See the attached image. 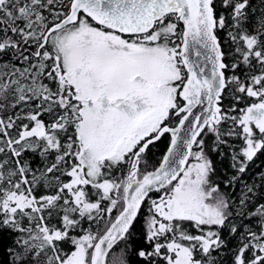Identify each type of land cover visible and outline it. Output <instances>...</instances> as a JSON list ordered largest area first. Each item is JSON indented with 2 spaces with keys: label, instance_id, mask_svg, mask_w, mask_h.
<instances>
[{
  "label": "snow or ice",
  "instance_id": "6c2138e0",
  "mask_svg": "<svg viewBox=\"0 0 264 264\" xmlns=\"http://www.w3.org/2000/svg\"><path fill=\"white\" fill-rule=\"evenodd\" d=\"M208 134L237 174L264 153L252 0H0V264H129L142 212L144 264H264V190L234 204Z\"/></svg>",
  "mask_w": 264,
  "mask_h": 264
},
{
  "label": "trees",
  "instance_id": "16d2710c",
  "mask_svg": "<svg viewBox=\"0 0 264 264\" xmlns=\"http://www.w3.org/2000/svg\"><path fill=\"white\" fill-rule=\"evenodd\" d=\"M252 6L259 11H264V7L261 6V0H252ZM221 37L226 41L225 50L229 51L235 46L231 44L230 41H227L225 33H220ZM229 101L225 100V105H228ZM244 105L241 104L240 107ZM239 129H237L238 131ZM205 139V151L208 153L210 159L213 161V165L216 168V174L213 176V181L216 184H221L222 191L232 200L234 204H238L239 198L244 191H246L244 185H255L258 189L264 190V176L261 174L264 173V153L258 154V157L248 165V170L243 174H237L235 170L231 167L232 164V155L234 152H238L243 146L241 138L237 137H225L227 144L220 145L218 151H209V146L214 145L215 137L212 134H208L204 137ZM169 138H162L161 141L156 142L155 146H151V151L147 156L149 170L153 166H158L162 156L166 153V150L169 146ZM196 150L195 147L193 149ZM27 158L33 164L34 167L38 169L43 168V161L37 154L28 153ZM189 163H195L193 159L190 158ZM231 177L233 175H239L238 181L233 184L231 187H226L222 184L224 176ZM41 191H48V189H41ZM154 197L156 193L152 194ZM147 213L142 212L141 216L138 219V222L134 228V239L127 251V259L129 264H144L142 258L137 257L136 250L139 248H148V245L144 241V229H145V219ZM55 223V221H54ZM247 223V221H245ZM87 227V225H85ZM83 234L81 232L73 233L76 238ZM61 247L64 251L74 250V246L69 244H62ZM123 248V245L117 247L110 253V259L113 255H118Z\"/></svg>",
  "mask_w": 264,
  "mask_h": 264
},
{
  "label": "water",
  "instance_id": "95a60500",
  "mask_svg": "<svg viewBox=\"0 0 264 264\" xmlns=\"http://www.w3.org/2000/svg\"><path fill=\"white\" fill-rule=\"evenodd\" d=\"M193 58L195 59V57H193ZM202 111H203V106H198L197 109H194V113H195V115H200ZM190 119H192V118L190 117ZM169 146H170V143H169ZM169 146H168V147H169ZM182 150H183V149H182ZM166 153H167V150H166ZM166 153H165V154H166ZM165 154H164V155H165ZM189 160H190V159H189Z\"/></svg>",
  "mask_w": 264,
  "mask_h": 264
}]
</instances>
